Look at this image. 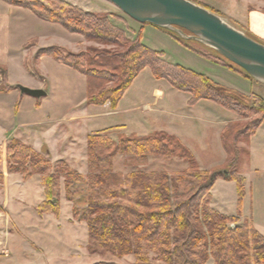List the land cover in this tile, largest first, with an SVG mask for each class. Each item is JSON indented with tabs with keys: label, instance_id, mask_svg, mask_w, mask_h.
<instances>
[{
	"label": "trees",
	"instance_id": "trees-1",
	"mask_svg": "<svg viewBox=\"0 0 264 264\" xmlns=\"http://www.w3.org/2000/svg\"><path fill=\"white\" fill-rule=\"evenodd\" d=\"M5 1L28 8L41 19L60 24L89 41L115 47L90 46L74 52L61 46H49L37 52L38 57L52 56L87 77V105L110 103L111 108L116 109L136 77L150 68L155 78L165 79L173 88L188 93L189 105L210 100L250 118L244 127L229 123L224 128L222 145L227 157L220 169H202L192 152L183 143H177L179 155L189 165L182 173L175 174L135 170L123 175L112 171V160L119 154L139 163L150 156L174 157L176 148L171 141L175 137L163 132L122 138L118 144L106 131L89 134L87 176L64 159L52 166L48 157L13 138L7 145L9 159L26 161L33 167L24 179L34 173L41 176L45 199L36 206L38 214L60 215L62 179L69 200H72L75 185L84 183L87 206L81 217L88 227L87 249L92 254H111L120 259L132 255L134 264H207L210 259L214 264H264V235L251 220L246 218L240 223L246 192L245 177L240 172L245 149L239 146L240 142H249L264 121L263 97L252 94L255 103L249 105L243 96L225 91L206 74L167 61L163 52L145 45L141 35L132 38L129 29L117 24V20L123 19L119 14L86 11L66 0ZM161 29L201 56L254 79L215 49L210 48L216 53L213 55L191 46V40L179 33ZM0 71L6 75L1 66ZM218 178L237 183V215L224 214L213 207L212 189Z\"/></svg>",
	"mask_w": 264,
	"mask_h": 264
},
{
	"label": "rangeland",
	"instance_id": "rangeland-1",
	"mask_svg": "<svg viewBox=\"0 0 264 264\" xmlns=\"http://www.w3.org/2000/svg\"><path fill=\"white\" fill-rule=\"evenodd\" d=\"M66 1L86 11L99 14L111 13V10L108 9L111 8L123 18L120 21L117 20V24L123 26L125 29H129L128 33L130 36L137 37L141 35L142 42L150 48L163 52L164 58L167 61L206 74L220 84L225 91L243 96L249 105H254L255 103L252 94L260 95L264 99L263 83L245 77L242 73L232 68L219 65L201 56L161 28L150 23H140L134 20L120 9H117V7L115 8L114 5H110L112 4L111 2L106 0ZM191 1L210 9L223 18L225 17L224 19L230 25L245 33H250L253 38L264 41L249 32L247 26L249 7H256L255 9L264 12V0ZM245 4H248V7ZM54 26L60 28L59 25ZM66 34L71 36L70 39L72 38L75 46V48L71 46L70 41L67 40L68 36L61 39L63 44L61 47L67 50L74 48L73 51L80 52L90 46L99 49L115 48L114 46L89 41L82 35L71 34V32ZM76 36H81L79 42L76 41ZM190 44L193 47L216 55L215 51L210 49L211 47H206L203 43L191 40ZM156 81L161 82L159 84L170 86L167 80L155 78L151 69L145 68L124 94L118 108L124 109L136 105L141 108L146 102H153L152 85ZM171 88L172 90L168 91L164 101H160L152 109L148 107L141 108V110L134 114V120L132 118L123 130L113 128L109 131L105 130L106 133L116 144L122 138L152 136L156 132L175 135L174 140L171 141V145L176 148L177 143H183L189 147L185 143V140L187 143H191L192 147H189V149L193 152L194 157L197 158L201 168L213 170L222 168L227 156L220 140H216L220 126H214L210 123L206 124L201 118L217 117L219 121H226L227 119L239 116L238 120L234 118V122H231L238 124L239 127H244L250 121V118L242 117L210 100H202L194 105H187L184 102L187 93L174 89L172 86ZM85 105L87 104L85 103ZM87 106L92 108L90 109V114L96 115L101 112H107V109H103L102 106ZM167 106L171 108L174 116L168 115L166 111L162 112V109ZM190 106L195 109H192ZM209 113H212V116ZM192 115L195 119L198 118V122H195L194 125L190 123L193 121V119L190 120ZM100 118L97 115L94 119L91 118L94 122L93 129L97 130L103 127L100 125L103 124L104 119ZM119 119L126 118L120 115L117 116V120ZM256 134L249 142L239 143V146L245 149L242 154L241 174L245 177L246 193L241 210L242 215H244V212L252 220L254 209L259 207L261 219L264 221V128H261ZM177 149L174 157L150 156L147 160L140 163L135 162L130 156L119 154L112 160V171L123 175L135 170L167 171L170 174L182 173L189 164L184 157L179 155ZM246 150L249 151L248 154H245ZM1 157H3V152L0 150V159ZM6 159V169L10 172H20L24 176L33 171V167L28 162L9 159L7 151ZM49 160L52 166L56 162L51 159ZM69 165L72 167V164L69 163ZM74 167L81 171L80 162H76ZM0 174L2 176V178L0 177V264H93L100 261L132 264L131 262L134 260L133 256L128 257V259H122L120 262L118 257L111 254H92L88 251L86 245L88 241V229L81 217L87 206V197L85 196L87 192L86 184L75 185L76 191H74L73 187L72 200H69L64 187V179H62L60 215L57 217L49 214L42 218L36 210V206L45 199L42 184L37 185L36 180H33L26 185H20L15 184V180L11 179L13 182L10 185V194L6 195L1 190L4 178L3 174ZM84 175L87 176L88 173H84ZM33 176L40 175L34 173ZM213 196L218 207L222 208L223 205V209H225V211L222 210L223 212L232 215L238 214L239 196L235 181L218 178L213 189ZM16 198H22V202L18 203ZM74 207H76L78 212L76 214H74ZM5 208L12 216L7 215L6 212H2ZM68 220L82 224L81 226L77 224L72 226L68 223ZM242 221L243 219L240 218V223ZM259 227L264 230V223L259 224ZM207 264H213V262L210 261Z\"/></svg>",
	"mask_w": 264,
	"mask_h": 264
},
{
	"label": "crops",
	"instance_id": "crops-1",
	"mask_svg": "<svg viewBox=\"0 0 264 264\" xmlns=\"http://www.w3.org/2000/svg\"><path fill=\"white\" fill-rule=\"evenodd\" d=\"M245 5L248 7V4ZM114 7L116 8L115 5ZM255 8L249 7L247 26L249 32L264 40V12ZM108 9L111 12L113 10L111 8ZM113 13L119 14L114 10ZM54 25H59L60 28ZM65 30L60 24L41 19L28 8L0 0V66L6 70V75L0 71V150L3 152V157L0 159V173L3 174L4 178L1 190L6 195L10 194V185L13 182L11 179L15 180V184L20 185H26L33 180H36L37 185L42 184L40 176H31L28 179H24L20 172H10L6 169L7 145L13 138L31 145L52 161L64 159L72 164L73 169L78 170L74 165L76 162H80L82 172L78 171L82 174L88 173L87 139L89 134L97 131H109L113 128L123 130L132 118L134 120V114L141 108L148 107L152 109L154 105L164 101L168 91L172 90L171 85L166 86V84H159L161 82L156 81L152 85L153 102L148 101L141 108L136 105L124 109H119L118 107V109H113L110 103H106L102 105V108L107 109V112L96 114L101 117L100 119H104L103 124L100 125L103 127L97 130L93 129L94 122L91 118L94 119L96 115L90 114L89 112L92 108L85 105L87 99V77L77 70L59 63L52 56H37V52L41 48L62 46L61 39L67 37L66 33L69 32ZM70 37L68 36V39H66L70 41L71 46H74ZM76 37V41L79 42L81 36ZM131 37L135 38V36ZM31 41H34V43H30ZM73 49L69 50L73 51ZM19 85L33 89H43L46 91V95L41 98H35L23 94L19 89ZM189 99L190 95L187 93L184 98L185 104L189 105ZM162 110V112L166 111L168 115L174 116L168 106ZM209 114L212 116V113ZM120 115L125 116L126 119L117 120V116ZM234 118L238 120L239 116L226 121H219L217 117H204L201 120L206 124L210 123L214 126H220L216 140H220L222 144L223 129L229 123L234 122ZM192 119L191 125L198 122V118L195 119L193 115L190 117V120ZM261 128H264V121L256 133ZM172 136L175 137V135ZM185 143L192 147L191 143H187L186 140ZM189 147L187 148L189 149ZM42 190H44L43 184ZM17 202H22V198H18ZM212 205L221 212L225 211L223 205L222 208L216 205L214 196ZM3 210L2 212L12 216L6 208ZM223 213L232 215L227 212ZM260 213L259 207H256L252 220L244 212L245 217L242 215L240 218L251 220L256 229L264 235V230L259 227V224L264 223ZM48 215L45 214L41 217L44 218ZM68 223L72 226H75V224L81 226L82 224L69 220ZM131 256L122 259H128ZM118 259L121 262L122 259ZM210 261L214 264L213 259L208 262ZM134 262L135 258L131 263L134 264Z\"/></svg>",
	"mask_w": 264,
	"mask_h": 264
},
{
	"label": "water",
	"instance_id": "water-1",
	"mask_svg": "<svg viewBox=\"0 0 264 264\" xmlns=\"http://www.w3.org/2000/svg\"><path fill=\"white\" fill-rule=\"evenodd\" d=\"M140 23L196 40L244 69L264 84V44L230 25L223 17L191 0H106ZM184 30L188 31L186 33ZM23 94L41 98L43 89L19 85Z\"/></svg>",
	"mask_w": 264,
	"mask_h": 264
}]
</instances>
